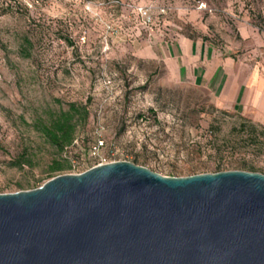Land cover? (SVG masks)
I'll use <instances>...</instances> for the list:
<instances>
[{
    "label": "rangeland",
    "instance_id": "1",
    "mask_svg": "<svg viewBox=\"0 0 264 264\" xmlns=\"http://www.w3.org/2000/svg\"><path fill=\"white\" fill-rule=\"evenodd\" d=\"M182 37L232 59L228 81L158 53ZM70 104L88 118L59 151L39 130ZM114 162L264 175V0H0V195Z\"/></svg>",
    "mask_w": 264,
    "mask_h": 264
},
{
    "label": "water",
    "instance_id": "2",
    "mask_svg": "<svg viewBox=\"0 0 264 264\" xmlns=\"http://www.w3.org/2000/svg\"><path fill=\"white\" fill-rule=\"evenodd\" d=\"M0 264H264V175L114 162L0 195Z\"/></svg>",
    "mask_w": 264,
    "mask_h": 264
},
{
    "label": "crops",
    "instance_id": "3",
    "mask_svg": "<svg viewBox=\"0 0 264 264\" xmlns=\"http://www.w3.org/2000/svg\"><path fill=\"white\" fill-rule=\"evenodd\" d=\"M209 48L202 40L193 41L182 37L174 45H160L158 53H163L164 57L174 63L178 73L183 69L186 77L196 75L201 81L206 79L208 83L213 81L220 83L223 76L226 75L228 81L231 76L230 69L234 67L233 60L226 58V61L223 62L216 50ZM199 70L200 72H198ZM217 75L220 77H216Z\"/></svg>",
    "mask_w": 264,
    "mask_h": 264
},
{
    "label": "trees",
    "instance_id": "4",
    "mask_svg": "<svg viewBox=\"0 0 264 264\" xmlns=\"http://www.w3.org/2000/svg\"><path fill=\"white\" fill-rule=\"evenodd\" d=\"M75 115H79L83 121H86L88 118V111L84 107L70 104L66 111H60L56 120L50 121L49 125L42 124L39 132L47 142L59 151L68 149L73 144V134L76 126L73 123ZM94 146H97V144L94 143L92 146L88 147V155L90 149ZM14 165L21 166L20 163L17 162H14ZM59 169V167H52L49 174L57 172Z\"/></svg>",
    "mask_w": 264,
    "mask_h": 264
},
{
    "label": "built area",
    "instance_id": "5",
    "mask_svg": "<svg viewBox=\"0 0 264 264\" xmlns=\"http://www.w3.org/2000/svg\"><path fill=\"white\" fill-rule=\"evenodd\" d=\"M138 14L146 21V22H150V12L148 9H143V8H139L138 9ZM99 150V146H94L90 149L89 151V157L92 159H96L98 157V151ZM102 165V164H98L97 166ZM96 167V166H94Z\"/></svg>",
    "mask_w": 264,
    "mask_h": 264
}]
</instances>
